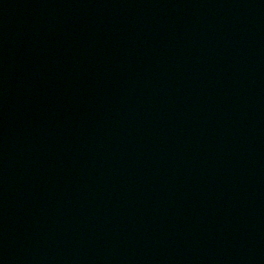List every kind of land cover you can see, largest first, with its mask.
I'll return each mask as SVG.
<instances>
[{"label":"water","instance_id":"95a60500","mask_svg":"<svg viewBox=\"0 0 264 264\" xmlns=\"http://www.w3.org/2000/svg\"><path fill=\"white\" fill-rule=\"evenodd\" d=\"M0 264H264V0H0Z\"/></svg>","mask_w":264,"mask_h":264}]
</instances>
